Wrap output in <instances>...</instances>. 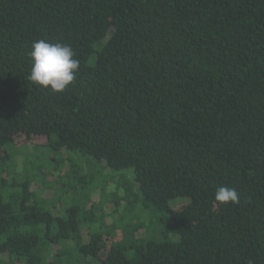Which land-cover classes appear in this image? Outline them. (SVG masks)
Wrapping results in <instances>:
<instances>
[{"label": "trees", "instance_id": "trees-1", "mask_svg": "<svg viewBox=\"0 0 264 264\" xmlns=\"http://www.w3.org/2000/svg\"><path fill=\"white\" fill-rule=\"evenodd\" d=\"M40 39L80 61L63 92L28 80ZM17 135L48 139L33 177L13 173ZM64 151L132 169L131 184L52 209L32 184ZM68 159L53 200L86 184ZM221 186L239 203L218 204ZM140 207L176 239L140 242L144 224L121 216ZM90 222L105 231L86 240ZM89 262L264 264V0H0V264Z\"/></svg>", "mask_w": 264, "mask_h": 264}, {"label": "rangeland", "instance_id": "rangeland-1", "mask_svg": "<svg viewBox=\"0 0 264 264\" xmlns=\"http://www.w3.org/2000/svg\"><path fill=\"white\" fill-rule=\"evenodd\" d=\"M47 141V137H40L36 140L34 138L33 140H31L25 135H17L15 137L14 144H10L7 147L9 152L12 153V166L13 164H15L13 173L23 172L21 175L33 177L35 176V174H37V172H40L41 167H46V165L50 163L51 159V151L49 150V147L42 145L35 148L33 147L34 145L45 144L47 143ZM32 143H34V145H32ZM71 154L76 164L84 166L85 169L84 172H81V175L82 173L88 174V178L86 179V181H84L86 184L81 183L77 188L78 190H73L71 192H69L68 190H64L66 196H63V194H61L59 198L57 197L53 200L51 198H53L56 194L55 189L48 187V182L58 179L56 172L66 173L69 169H71V162L68 159L70 158ZM71 154L68 153V151H64L63 157L66 161H64V163L61 165L62 167L55 171L54 174L49 172L47 168H42V171L46 174L44 176V179L39 178L37 180H34L32 184V188L34 190L40 192L43 197L49 200V206H51L52 209L53 207L54 209L56 207L62 208L63 205L64 208L66 206L76 205V201L80 203L82 196H84L83 193H87L86 191H89L93 186H95V189H97L93 192V199L94 201H97L102 200L100 194L102 193V187L104 185V193L109 198L115 192L123 193L118 189V187H121L120 189H122V182L127 186L131 184L133 175L132 169L114 170L109 168L110 171L108 173V171H105L106 165L102 163V166L104 167L103 169L99 164H97V160H95L92 156L88 154L82 155L79 151H72ZM24 165L25 167H23ZM134 186L137 188V184L134 183ZM55 187H61V183L57 182ZM87 187H89V189H87ZM189 202L190 199L187 197H177L171 201V205L174 208H182ZM121 204L122 208L126 205V202L123 200ZM113 205V201L109 199L103 207L104 209H107L109 211L113 209ZM82 212L85 211L82 210ZM99 213L101 214L102 212ZM121 216L123 220H125V222L135 221L144 224L143 228L137 233V237L139 238L140 242H143L148 238H159L167 240L176 239V236L173 234H163L162 226L160 225L157 216L149 210H143L140 207L139 211H134L132 213L126 212ZM90 231L102 233L105 230L100 223H88V225H85L83 229V235L86 240L89 238ZM55 249L57 250V247ZM87 264L99 263L89 262Z\"/></svg>", "mask_w": 264, "mask_h": 264}, {"label": "clouds", "instance_id": "clouds-1", "mask_svg": "<svg viewBox=\"0 0 264 264\" xmlns=\"http://www.w3.org/2000/svg\"><path fill=\"white\" fill-rule=\"evenodd\" d=\"M28 55L31 60L28 80L34 85L58 93L76 79L80 61L70 45L40 39L32 44ZM214 199L220 205L238 204L239 194L235 188L221 186L216 190Z\"/></svg>", "mask_w": 264, "mask_h": 264}]
</instances>
